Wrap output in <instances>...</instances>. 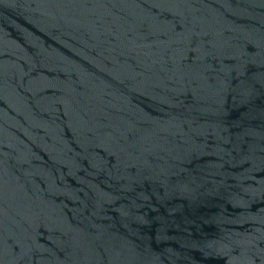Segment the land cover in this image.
<instances>
[{
  "label": "water",
  "instance_id": "95a60500",
  "mask_svg": "<svg viewBox=\"0 0 264 264\" xmlns=\"http://www.w3.org/2000/svg\"><path fill=\"white\" fill-rule=\"evenodd\" d=\"M0 264H264V0H0Z\"/></svg>",
  "mask_w": 264,
  "mask_h": 264
}]
</instances>
